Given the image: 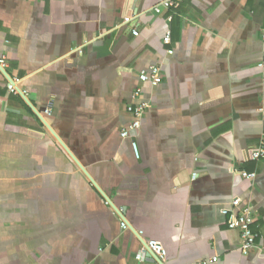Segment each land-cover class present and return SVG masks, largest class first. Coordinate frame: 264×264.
<instances>
[{
    "label": "crops",
    "instance_id": "obj_1",
    "mask_svg": "<svg viewBox=\"0 0 264 264\" xmlns=\"http://www.w3.org/2000/svg\"><path fill=\"white\" fill-rule=\"evenodd\" d=\"M160 2L0 0V264H159L148 240L163 264H264V0Z\"/></svg>",
    "mask_w": 264,
    "mask_h": 264
},
{
    "label": "built area",
    "instance_id": "obj_2",
    "mask_svg": "<svg viewBox=\"0 0 264 264\" xmlns=\"http://www.w3.org/2000/svg\"><path fill=\"white\" fill-rule=\"evenodd\" d=\"M181 0H161L160 4L154 8L157 14H162L165 11H170L173 9ZM172 16L169 17V21L172 20ZM135 36L138 35L137 31L133 32ZM171 31H168L164 37V42L166 45L171 44ZM262 44L264 51V33L262 35ZM170 55L173 54V51L168 52ZM2 66L3 61H0ZM262 71V76L264 79V60L260 64ZM139 79L141 84L149 85L151 87H156L162 82L160 68L158 66H150L147 70H143ZM134 100L137 101L135 105L128 107V112L132 116V121L130 124L124 128L121 132L122 138L125 139H134L139 132L142 125V118L145 114V111L149 107V104L143 101L142 98V88H138L133 94ZM132 146L137 150L136 142H133ZM252 159L254 161H259L264 159V143L262 142L258 148H256L252 153ZM246 179H255L256 173H243L242 174ZM232 208H224L221 213L227 218L228 227L233 230H239L240 239H241V251L244 255H248L254 248L257 246L258 234L253 229V224L255 221L254 212L249 207H244L241 205V200L239 198L234 199L231 202ZM122 228L126 229L127 225L122 223ZM149 252L156 255L160 260L164 261L167 257V250L164 246L155 241L148 240L144 242L140 252L137 255V260L142 261L146 254ZM213 262L217 261V258L212 259ZM207 263V262H205Z\"/></svg>",
    "mask_w": 264,
    "mask_h": 264
},
{
    "label": "water",
    "instance_id": "obj_3",
    "mask_svg": "<svg viewBox=\"0 0 264 264\" xmlns=\"http://www.w3.org/2000/svg\"><path fill=\"white\" fill-rule=\"evenodd\" d=\"M0 69L2 70V72L4 73V75L8 77L9 82H10L12 85H14V84H13V83H14L13 80H12L11 78H9L8 74H7L6 71L3 69V67L1 66V64H0ZM20 93H21V92H20ZM75 160H76V159H75ZM148 254H150L151 256H153V257L155 258V260H156L159 264H163V261L160 260L156 255H154V254L151 253V252H149Z\"/></svg>",
    "mask_w": 264,
    "mask_h": 264
}]
</instances>
